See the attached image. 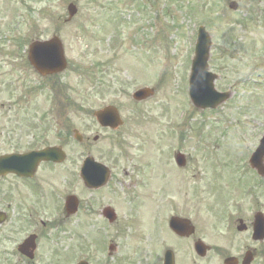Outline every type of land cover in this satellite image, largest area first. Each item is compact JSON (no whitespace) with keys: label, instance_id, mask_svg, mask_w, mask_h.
Segmentation results:
<instances>
[{"label":"rangeland","instance_id":"rangeland-1","mask_svg":"<svg viewBox=\"0 0 264 264\" xmlns=\"http://www.w3.org/2000/svg\"><path fill=\"white\" fill-rule=\"evenodd\" d=\"M71 1L78 11L66 23ZM230 1L238 3L237 10L228 7ZM200 24H207L213 41L209 68L219 76L215 86L231 96L205 112L188 98ZM11 27L29 38L56 30L62 39L69 61L66 81L73 89L67 93L81 106L66 108L67 115L81 113L83 106L92 112L114 104L124 119L118 140L112 142V133L105 132L96 142L113 150L107 160L120 158L105 198L119 209L124 230L106 229L119 247L107 262L132 256L131 264H152L156 253L162 255L163 244L174 247L180 259L189 256L166 227L165 212H179L185 194L196 188L198 204L187 206V214L204 235L215 200L221 204L229 198L233 183L257 179L245 163L264 129V0H0V37L10 34ZM76 64L86 68L85 80L71 72ZM97 64L100 73L93 72ZM146 86L154 95L135 102L132 93ZM55 107L60 114L56 101ZM180 148L193 171H179L172 164V151ZM144 163L146 184L137 169ZM80 188L75 189L79 194ZM133 196L145 200L146 210H136L138 218L130 221ZM73 223L63 245L70 256L62 264H72L75 251L83 255L81 216ZM102 255H94L92 263L100 264Z\"/></svg>","mask_w":264,"mask_h":264},{"label":"flooded vegetation","instance_id":"flooded-vegetation-1","mask_svg":"<svg viewBox=\"0 0 264 264\" xmlns=\"http://www.w3.org/2000/svg\"><path fill=\"white\" fill-rule=\"evenodd\" d=\"M55 32L51 31V35ZM41 35L39 38L44 36ZM0 41V264H61L69 255L63 245L78 215L84 259L91 264L92 257L99 253L104 259L107 250L113 256L118 243L111 241L108 246L111 236L106 235V229L122 228V218L115 203L106 202L105 191L112 190L118 158L107 160L112 150L96 144L95 136L112 133L113 142L118 140V129L101 127L94 112H85L84 106L81 113L59 115L55 109L57 87L59 81L67 86L66 74L42 73L32 65V40L21 34H9ZM83 70L85 73L80 64L73 66L77 73ZM82 98L85 102V91ZM77 132L80 139L75 137ZM92 132L95 134L91 137ZM58 149L63 152L61 161ZM91 158L109 167L100 169ZM87 159L90 162L81 176ZM186 159L180 171H193L188 156ZM253 172L255 181L233 183V194L221 204L215 201L204 235L198 222L187 214V206H196L199 199L196 188L188 190L178 206L179 212L168 214V221L171 216L188 220L184 223L192 228L191 233L184 228L186 235L177 236V240L187 247L189 256L180 259L177 251L172 257L163 253L154 257L152 264H264V176ZM85 176L95 182L104 178V183L89 186ZM79 186L81 194L75 191ZM75 193L79 198L78 212L68 215L65 203ZM131 203L134 213L129 217L134 221L139 216L136 209L143 213L146 207L142 202L137 207L135 197ZM90 233L97 234L96 238L89 237ZM198 241L208 246L205 255L195 250ZM100 264L121 261L104 259Z\"/></svg>","mask_w":264,"mask_h":264},{"label":"water","instance_id":"water-1","mask_svg":"<svg viewBox=\"0 0 264 264\" xmlns=\"http://www.w3.org/2000/svg\"><path fill=\"white\" fill-rule=\"evenodd\" d=\"M231 8H236L237 4L235 2L230 3ZM70 17L73 16L76 12V7L71 4L69 5ZM56 47V52H54V56L56 59L57 67H60L61 61H63V53L62 48L59 42ZM211 45V39L208 33L205 31L204 27H200L198 34V41L196 44L195 50V58L193 60L192 66V74L190 76V94L197 106L205 107V106H214L216 103L222 101L227 97L226 94H218L213 87L214 75L207 71L208 65V55L209 48ZM153 90L145 88L137 91L135 93V98L143 99L149 96ZM98 117L102 121H106L107 123H114V120L118 121L117 111L114 107L108 106L98 112ZM264 154V149L260 148L258 155ZM258 166L257 162L254 163ZM172 225L174 228L177 227L178 221H172Z\"/></svg>","mask_w":264,"mask_h":264}]
</instances>
